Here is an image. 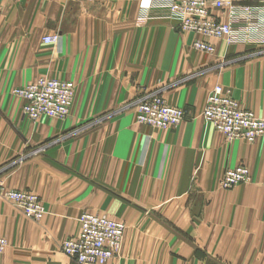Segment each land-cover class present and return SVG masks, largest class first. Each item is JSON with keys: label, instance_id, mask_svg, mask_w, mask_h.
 I'll return each mask as SVG.
<instances>
[{"label": "crops", "instance_id": "crops-1", "mask_svg": "<svg viewBox=\"0 0 264 264\" xmlns=\"http://www.w3.org/2000/svg\"><path fill=\"white\" fill-rule=\"evenodd\" d=\"M139 2L0 0V179L7 189L41 198L46 216L39 225L49 230L70 224L77 233L83 213L123 215L134 230L148 223L165 230V218L176 220L167 214H181L179 227L197 231V244L213 251L170 260L262 264L264 221L234 220V203L246 191L218 185L226 167L240 162L249 164L256 185L264 183L257 168L264 166V137L229 144L200 113L210 90L222 83L264 118V53L234 50L221 40L213 41L212 55L194 51L196 35L174 33L164 12L152 11L140 23ZM53 34L60 35L59 44L46 45L43 38ZM45 74L75 82L74 104L65 119L32 122L23 114L24 101L11 92ZM157 85L170 103L191 109L188 120L167 129L137 123L142 88ZM7 207L18 222L26 221L14 205ZM237 247L263 250L243 256Z\"/></svg>", "mask_w": 264, "mask_h": 264}, {"label": "built area", "instance_id": "built-area-1", "mask_svg": "<svg viewBox=\"0 0 264 264\" xmlns=\"http://www.w3.org/2000/svg\"><path fill=\"white\" fill-rule=\"evenodd\" d=\"M240 0H141L139 22L151 19L152 11H161L178 25L180 31L213 39H225L231 45H254L264 48V6L243 4ZM47 45L57 46L60 35L43 38ZM194 48L212 54L215 47L206 42H194ZM76 86L73 82L40 78L15 89L13 95L24 100L23 113L32 122L42 118L65 119L73 106ZM136 119L140 125L167 129L183 123L186 113L170 107L160 97H148L137 101ZM205 119L228 140L242 139L249 143L264 136V119L242 110L229 92L217 87L208 98ZM250 180L246 167L227 170L224 188L230 189ZM1 190V187H0ZM5 190V189H4ZM2 195L23 211L33 221H41L45 208L39 196L27 191L5 190ZM126 226L106 215L83 213L80 232L67 239L63 253L79 264H107L122 245ZM7 241L0 238V253Z\"/></svg>", "mask_w": 264, "mask_h": 264}, {"label": "rangeland", "instance_id": "rangeland-1", "mask_svg": "<svg viewBox=\"0 0 264 264\" xmlns=\"http://www.w3.org/2000/svg\"><path fill=\"white\" fill-rule=\"evenodd\" d=\"M240 1H243L242 2L243 4H248V5H253V6H259V5L264 6V4L262 3H247L244 0H240ZM140 2H139V6H140ZM172 25H173L174 33L178 31L180 35H186V34L194 35V36L196 35L194 33L180 31V28L178 25L176 24H172ZM174 40H175V43H174V47H175L176 41H177L176 37H174ZM214 40H221L225 42V44H227L228 46H231L232 48H234V50L235 48H239L238 46L248 47L250 49L251 55H254V54L259 55L260 53H264V48H260L259 46L231 45V44H228L225 39H213L209 37H203L201 35H196L194 37V39L192 40L191 46L194 49V51L205 53V52L196 50L194 48V42H197V41L204 42V43L208 42L212 46L215 47L213 43ZM215 52H216V47H215ZM175 54L176 53H174V55ZM205 54H208V53H205ZM212 54H208V55H212ZM246 56L247 55H243L242 57L226 59L223 62H221L219 65L232 62L234 60H239ZM43 77L49 78V79L62 80V81L65 80L69 82L71 81V80L61 78V76H55V75H50V74H45L44 76L37 78L35 81ZM73 83L75 84V82ZM25 86L14 88L11 94L13 95V91L15 89L24 88ZM166 86L168 85H165V87ZM217 87H221L225 92H229L232 99L236 101V103L239 105V107L242 110L253 113L259 119H264V118L259 117L251 109L244 107L242 103L235 97L233 88L226 86L222 83H218L217 85L213 87L212 90H210L207 96L206 105L200 113L201 118L204 120V122L209 124L217 133H219L227 143L231 144L233 143V141H242V142L250 144L249 142L242 140V139L233 140V141L228 140L224 134L219 132L213 126V124H211L208 120L205 119L204 111L207 107L208 98ZM163 88L164 87H161L160 85H157L155 87L142 88V95L139 97V100H143L148 97H155V96L160 97L165 102L166 105L184 110L186 113V119L183 122L188 120L190 117L191 109L187 107L175 106L172 103H170L169 100H167L166 96L162 92ZM75 94H76V91H75ZM137 103L138 102H136L135 104ZM135 108H136V105H135ZM22 111H23V107H22ZM136 113H137V108H136ZM170 128H174V127H170ZM260 138H258L257 140H259ZM241 166L246 167L248 169L250 180L246 183H243V185L240 184L230 189L224 188L223 180H224L226 171L229 169L233 170ZM257 168L259 172L264 173V166H258ZM258 185H256L252 181V174H251L250 166L248 163L240 162L235 167H226L223 173V176L220 180V183L218 185V189H221L222 191H231L234 189H237L240 191H246V192L240 193L239 202L234 203V205H237L236 212L232 214V217L234 218V220L236 219L237 221H245V220L252 221L251 216H253V221H256V222L264 221V188L261 191L255 189V187H260L262 185L264 186V183L262 185L260 184ZM0 187H1V190H0V238L5 239L7 241L6 249L2 253H0V264H79L72 258L66 256L63 253V249H62L63 243L67 239L73 238L79 234V228H80L79 219H78L77 233L76 232L73 233L74 228L70 224H68L67 228L64 231L49 230L46 227L39 225L40 223L43 222L46 215L41 221L34 222L33 220L27 218L21 209H19L16 205L8 201L4 197V195H2V192L4 189L10 190V191L12 190L23 191V190L7 189L2 179H0ZM27 192H31V191H27ZM206 199H207L206 201H209V204L212 202L211 195H208ZM241 202H242V205H240ZM8 204L14 205L16 208H18V210L22 213L23 218H25L27 222L26 221L24 222L23 220L21 222L20 221L18 222L15 219L16 217L10 213V209L7 207L9 206ZM101 215H106L111 219L122 222L126 226V233L122 241V245L119 248V250H117L114 258L110 260L107 264H111V263H114V264H197L194 262L182 263V262H177V261H173L170 259H172L173 256H180V255L187 256L190 253L191 254L194 253L197 255H206L207 252L209 253L213 251L212 246H207L201 243L197 244V237H199V234L197 233V231L193 229H185L186 231H184L179 227L178 223H179V220L181 219V214H174V213L167 214V216H173L174 218H176V220L165 218L164 225L170 228V229L166 228L165 230H162L160 227H155V224L153 223H148L149 225L145 226L141 230H134L133 229L134 224L133 222L129 220V217H124L123 215H120V216L109 215V214L107 215L105 213ZM193 218H194V222H196L195 215L193 216ZM12 219H15V220L12 222ZM206 221L207 223L212 222V213L210 215H206ZM181 238H184L185 240H187L191 245L185 246L182 243ZM139 246L141 248L139 249L138 252L142 253V255L139 258H135L134 255L136 254V251L138 250ZM250 249L252 251V254L254 253L256 254L258 253V251L261 252L263 250V249H260V247H237L236 252H240L244 256L246 253H248ZM128 254H130L129 258H127ZM122 259H123L122 262L120 263L117 262V261H121ZM206 264H209V263H206ZM227 264H256V263L246 261V262H229ZM262 264H264V262Z\"/></svg>", "mask_w": 264, "mask_h": 264}, {"label": "bare ground", "instance_id": "bare-ground-1", "mask_svg": "<svg viewBox=\"0 0 264 264\" xmlns=\"http://www.w3.org/2000/svg\"><path fill=\"white\" fill-rule=\"evenodd\" d=\"M15 205V204H14ZM45 208V207H44ZM45 211H46V209H45ZM95 214H100V213H95ZM46 215V214H45ZM83 215V214H82ZM82 215H81V217H82ZM101 215V214H100ZM81 217H80V219H81Z\"/></svg>", "mask_w": 264, "mask_h": 264}]
</instances>
